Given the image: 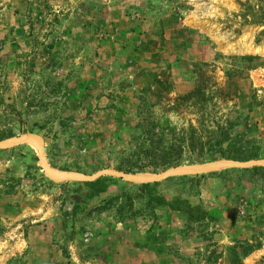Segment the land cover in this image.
Instances as JSON below:
<instances>
[{"label":"rangeland","instance_id":"374dc122","mask_svg":"<svg viewBox=\"0 0 264 264\" xmlns=\"http://www.w3.org/2000/svg\"><path fill=\"white\" fill-rule=\"evenodd\" d=\"M195 88L203 100L179 99ZM216 123L231 157L177 165L264 159V0H0V140L38 144L0 148V264L248 263L264 246L262 165L104 174L102 189L44 166L119 169L153 148L147 133L167 148Z\"/></svg>","mask_w":264,"mask_h":264},{"label":"trees","instance_id":"16d2710c","mask_svg":"<svg viewBox=\"0 0 264 264\" xmlns=\"http://www.w3.org/2000/svg\"><path fill=\"white\" fill-rule=\"evenodd\" d=\"M201 90L195 88L189 95L179 97V99L187 98L190 96L199 97ZM200 98V97H199ZM203 100L202 98H200ZM213 127L216 129H210L206 132V135H201L197 133V130L189 126V129L178 133L173 131L170 137V146L167 148L162 147V142L164 141V136L155 132L154 136H150L147 133L143 136V142L148 143L149 146L153 148L145 151L136 152L138 155L134 159H131V163L119 164L117 167L126 171L141 170L147 167H152L156 170L159 168H164L167 166L177 165L184 161H195L197 159H205V156H212L217 154L219 157H231L228 154V146L231 144L232 137L228 132L227 128L214 124ZM2 138V137H1ZM155 138V139H154ZM226 145H228L226 147ZM144 151L142 154L141 152ZM186 153L192 154V156H186ZM240 153V152H239ZM235 159H247L246 156L242 154H236L232 156ZM106 177H100L90 182H85V184L94 186L99 185L100 188L105 187ZM150 184H142L141 187H148ZM186 209L190 212L193 210L198 211L199 216L206 214V211L198 206H189L186 204Z\"/></svg>","mask_w":264,"mask_h":264},{"label":"water","instance_id":"95a60500","mask_svg":"<svg viewBox=\"0 0 264 264\" xmlns=\"http://www.w3.org/2000/svg\"><path fill=\"white\" fill-rule=\"evenodd\" d=\"M23 142H35L33 138L27 136H20L15 138H8L0 140V148H6L9 146H13ZM36 143V142H35ZM37 144V143H36ZM38 146V144H37ZM255 165L264 166V159H250V160H235V159H225L221 158L218 160L206 162V163H195V164H187V165H175L173 167H169L167 169L156 172L152 175H142V174H132L130 172H125L119 169L107 168L99 170L93 174H80V173H72L67 175H57L51 172L48 168V165L44 163L46 172L52 176L54 179H74L81 181H91L96 179L97 177L107 174L114 175L122 178H127L136 182H153L157 180H161L165 177L178 175V174H198L209 171H216L220 169H224L226 167H251Z\"/></svg>","mask_w":264,"mask_h":264},{"label":"crops","instance_id":"0c3cea01","mask_svg":"<svg viewBox=\"0 0 264 264\" xmlns=\"http://www.w3.org/2000/svg\"><path fill=\"white\" fill-rule=\"evenodd\" d=\"M159 240L160 239H155V258H157V259L159 257H161L160 256L161 253L158 251V249L161 248L162 244L158 243ZM262 248H264V246ZM262 248L251 250L249 252V255L246 257L247 259L244 260L245 262L246 261L248 262L246 264H264V262H261L260 260H258V258L263 259V257H261V256L264 255V249H262ZM168 257L171 259L170 255Z\"/></svg>","mask_w":264,"mask_h":264}]
</instances>
